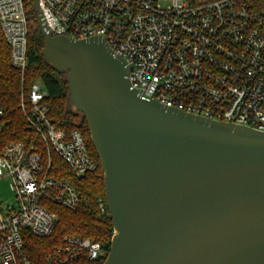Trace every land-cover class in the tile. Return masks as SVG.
<instances>
[{"label": "built area", "instance_id": "1", "mask_svg": "<svg viewBox=\"0 0 264 264\" xmlns=\"http://www.w3.org/2000/svg\"><path fill=\"white\" fill-rule=\"evenodd\" d=\"M52 36L99 37L128 64V80L145 100L214 121L264 131V0H37ZM0 30L9 64L23 81L27 66L25 0H0ZM40 82L21 94L19 108L35 143L0 150V179L9 180L15 205L0 209V264H33L23 233L50 236L54 207L77 208L68 179L53 174L56 155L74 179L94 172L86 142L50 117ZM0 109V133L5 126ZM98 209L105 213L99 200ZM99 243L65 235L42 264H73L102 256Z\"/></svg>", "mask_w": 264, "mask_h": 264}, {"label": "water", "instance_id": "2", "mask_svg": "<svg viewBox=\"0 0 264 264\" xmlns=\"http://www.w3.org/2000/svg\"><path fill=\"white\" fill-rule=\"evenodd\" d=\"M44 62L97 155L113 235L103 264H264V131L145 100L99 37L52 36Z\"/></svg>", "mask_w": 264, "mask_h": 264}, {"label": "trees", "instance_id": "3", "mask_svg": "<svg viewBox=\"0 0 264 264\" xmlns=\"http://www.w3.org/2000/svg\"><path fill=\"white\" fill-rule=\"evenodd\" d=\"M25 7L28 36L27 66L23 81L20 74L9 64L10 49L0 30V109L3 111L6 121L0 133V150L8 143H22L26 146L35 143V134L28 126L19 104L21 94L26 95L33 83L40 82L47 91L50 117L55 126L66 131L79 130L97 168L94 172L76 180L70 175L65 164L56 155H52L53 174H59L58 177L71 182L78 194L79 204L73 210L59 206L54 207L58 219L50 236L36 237L29 232H24V251L33 264H42L47 255L61 244L65 235H77L91 242L99 243L103 254L95 261L83 259L75 261L73 264H103L110 249L113 228L108 216L99 161L90 142L84 118L73 109L68 101L65 75L54 72L43 60L41 54L43 37L37 26L32 1L25 0ZM99 200L104 203V214L100 213L98 209Z\"/></svg>", "mask_w": 264, "mask_h": 264}, {"label": "rangeland", "instance_id": "4", "mask_svg": "<svg viewBox=\"0 0 264 264\" xmlns=\"http://www.w3.org/2000/svg\"><path fill=\"white\" fill-rule=\"evenodd\" d=\"M15 205V197L9 188V180L7 178L0 179V209L6 212L8 207Z\"/></svg>", "mask_w": 264, "mask_h": 264}]
</instances>
